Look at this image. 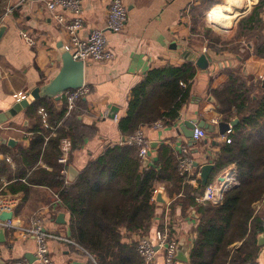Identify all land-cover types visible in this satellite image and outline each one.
Here are the masks:
<instances>
[{
  "label": "crops",
  "instance_id": "0c3cea01",
  "mask_svg": "<svg viewBox=\"0 0 264 264\" xmlns=\"http://www.w3.org/2000/svg\"><path fill=\"white\" fill-rule=\"evenodd\" d=\"M44 1L28 0L14 7L3 20L0 15L1 24L6 27L0 38V115L5 119L0 123V207L12 212V222L17 227H28L35 214L43 218L46 230L55 237L49 242L51 264H93L88 254L71 240L69 210L62 206L61 200L54 205L56 193L50 187L28 184L31 173L45 167L41 160L29 167L26 150L30 148L34 131L38 128L47 134L44 143L58 129L67 131L69 128L77 132L79 146L69 154L64 175L66 184L71 185L69 167L77 172L73 176L75 181L87 165L107 148L126 143L123 138L128 137L120 133L118 121L126 115L131 91L144 76L152 70L168 66L179 68L192 63L195 76L189 84L188 99L179 110L178 118L171 124L161 123V129L145 130L149 155L141 160L140 171L156 167L160 151L168 148L177 163L182 156L192 161L184 183L185 187H194L200 183L201 167L214 165L221 148L227 143L230 132L220 134L218 123L230 124L235 119L239 123L241 115L256 110L264 99V58L258 54L264 46V11L258 10L252 24L248 18L259 5L258 0H243L245 7L242 10L228 4V0H122L127 11L125 26L119 33H106L107 46L114 59L110 63H84L83 86L88 93L76 102L70 115L54 126L49 123L43 106L48 104L55 111H60L63 98L59 101L45 98L35 102L29 97L34 88L42 87L57 75L61 68L58 47L64 48L67 41L64 28L54 19L57 15L46 10ZM110 1H82L84 30L105 29ZM56 13L68 15L60 10ZM219 13L223 16L236 13L237 16L229 21H218L216 15ZM211 22L221 29L215 30ZM22 33L32 40V46L26 44ZM214 33L220 35L219 40L224 42L219 44L222 45L219 49L214 48L215 44L207 38ZM201 55L209 59L206 70L195 65ZM231 82L244 99V110L238 117L233 115L223 120L214 92ZM161 84H156L149 94L153 95ZM23 99L28 101V107L16 109ZM40 109L44 110L46 122L55 129L54 132L43 127ZM230 110L234 108L230 106ZM193 120L204 121L212 131L203 129L205 137L192 143L184 137L181 127L184 122ZM260 122L259 127L248 128L243 135L258 136L264 130V119ZM193 163L198 166L194 167ZM216 182L222 189L226 187L225 192L235 186V166L216 172L207 186ZM20 187L28 189L19 191ZM205 188L196 196L198 204H202L197 198L203 195ZM191 195L184 189L174 191L171 182L157 183L151 199L154 211L148 230L134 233L121 227V243L135 246L140 236L151 237L156 230L165 229L171 239L181 245L187 258L184 263L175 257L173 264H188L199 218L196 207L187 202ZM221 199L210 204L217 205ZM252 207L254 215L263 219L264 198ZM61 213L64 215L63 224L57 220ZM253 235L240 257L254 253L253 260L244 264H264V233L261 229ZM5 236V243L0 245V264H15L17 261L29 264L26 256L34 257V241L18 238L15 229L6 230ZM241 244V241L235 242L231 249L236 250ZM154 264H164V251L157 253Z\"/></svg>",
  "mask_w": 264,
  "mask_h": 264
},
{
  "label": "trees",
  "instance_id": "16d2710c",
  "mask_svg": "<svg viewBox=\"0 0 264 264\" xmlns=\"http://www.w3.org/2000/svg\"><path fill=\"white\" fill-rule=\"evenodd\" d=\"M5 1L0 0V15ZM258 10L264 11V0L252 10L248 18L252 24ZM258 54L264 58V46L258 50ZM194 76L192 63L147 73L131 91L126 115L118 121L120 133L130 137L139 129L156 122H174L188 99L189 84ZM160 82L161 86L150 95V91ZM214 96L222 110L220 115L223 120L233 115L238 117L244 110V99L233 82L215 91ZM230 106L234 110L231 111ZM43 109L49 116V123L54 126L65 117L64 106L60 111H55L44 104ZM262 119L264 99L256 110L241 115L238 125L228 134L227 143L214 162L213 176L234 165L236 185L224 193L217 205L196 202V196L206 186L198 183L194 187H185V177L179 174L176 157L168 148L160 151L156 167L140 171L142 161L134 146L127 143L112 146L91 161L71 185H67L64 175L60 173L63 166L58 163L60 142L68 138L71 151L79 146L77 132L69 128L67 131L56 130L47 143H44L47 134L38 128L34 131L30 148L26 150L29 167L39 160L45 167L35 169L28 177V184L50 187L60 198L62 206L69 207L71 240L96 264H141L135 246L121 243L120 229L146 232L153 217L151 199L155 185L168 182L173 184L174 191L184 189V192L192 194L187 202L195 206L199 214L188 264L249 263L254 253H246L243 258L240 255L250 236L260 231L262 226L263 219L254 215L252 206L264 198V130L255 137L243 134L248 128L259 127ZM27 189L18 188L19 191ZM238 241L242 242L241 246L232 250V244Z\"/></svg>",
  "mask_w": 264,
  "mask_h": 264
},
{
  "label": "built area",
  "instance_id": "2783aa9c",
  "mask_svg": "<svg viewBox=\"0 0 264 264\" xmlns=\"http://www.w3.org/2000/svg\"><path fill=\"white\" fill-rule=\"evenodd\" d=\"M7 1V3H6ZM3 7L1 19L3 20L6 16L10 15L17 5L28 1V0H6ZM83 0H45V8L48 12L55 14L56 22L61 25L67 35L66 46L64 47L76 61H82L84 63H110L114 59L113 52L107 46L106 33H119L123 30L127 19V11L123 5L122 0H111L109 3V10L107 14V21L105 29H92L84 30V23L81 16V3ZM57 10L67 12L68 15H58ZM0 19V23H1ZM22 38L32 46V40L25 34H21ZM87 89L82 86L77 90H71L63 93L65 117L70 115L75 109V104L81 98L87 95ZM41 114L42 125L44 128L54 132V128L49 126L46 122V114L43 109L39 110ZM146 129H161V122H156L149 127L139 129L133 136L128 137L126 143L134 146L137 150L138 157L143 160L149 155V141L145 136ZM205 131L203 129L195 128L192 135V140L199 141L205 137ZM60 158L58 163L63 167L60 171L62 175H65L66 164L68 156L71 152V143L68 139H63L60 142ZM184 154L185 151H183ZM192 161L182 156L178 162V170L181 176H188L191 170ZM222 189L221 184L218 182L211 184L205 188L203 195L197 198L198 201L204 203H215L220 199V195L212 191L216 187ZM55 204L60 203V199L55 194ZM53 206V205H52ZM51 206V207H52ZM7 211L3 206L0 207V212ZM0 227L5 230L15 229L17 231L18 238L32 239L35 244V261L38 264H51L50 239L55 238L51 236L45 228L43 218L39 214H35L30 221V225L26 228L17 227L11 221L0 222ZM261 229L264 233V218L262 220ZM177 243L169 236L167 230H156L151 237L140 236L135 241V249L141 260V264H154L156 255L159 251H164V264H173L175 260ZM86 253V252H85ZM87 254V253H86ZM93 264H96L92 257ZM18 261L15 264H27V262Z\"/></svg>",
  "mask_w": 264,
  "mask_h": 264
},
{
  "label": "water",
  "instance_id": "95a60500",
  "mask_svg": "<svg viewBox=\"0 0 264 264\" xmlns=\"http://www.w3.org/2000/svg\"><path fill=\"white\" fill-rule=\"evenodd\" d=\"M261 0H258L260 2ZM6 27L0 23V38L2 37L3 33L5 32ZM60 49V58H61V68L57 75L50 80L47 84L43 85L42 87H36L34 88L30 94L29 97L37 102L41 101L42 99L45 98H52L55 101H59L61 99V95L67 91L71 90H77L81 88L84 84V62L82 61H76L74 60L70 53L63 47H58ZM196 67L200 70H206L209 66V59L205 55H201L196 59L195 63ZM29 103L26 99H23L16 105V109L19 108H26L28 107ZM6 118V117H5ZM5 121L4 117L0 115V123ZM238 123V119H235L233 122L230 124L224 123V122H219L217 127L218 131L220 134L224 135L228 131L231 132L232 128ZM195 128L198 129H205L207 131H212V127L210 125L206 124L204 121H186L183 123V127H181V130L183 132V135L186 139L189 140V142H194L192 140V135L193 131ZM127 138H123V142H126ZM11 141H9L10 143ZM144 163H147V160L144 161ZM193 166L196 167L198 166L197 163H193ZM213 165L212 164H206L201 167L200 170V183L201 186L205 187L208 185V182L213 176ZM77 172L69 167L68 169V174L70 175V183L74 181L73 176ZM73 178V179H72ZM226 190V187L221 189L220 192V199L222 198L224 192ZM69 208V207H68ZM63 214H59L57 217L58 223H64L63 220ZM13 218V214L11 211H2L0 212V222H6V221H11ZM6 231L4 228H0V245L5 243L6 241V236H5ZM264 241V239H263ZM185 251L182 249L181 245L178 244L176 246V254L175 257L186 263L187 258L186 255L184 254ZM28 259V263L32 264L35 262V258L33 256H26ZM71 264H81L77 262H71Z\"/></svg>",
  "mask_w": 264,
  "mask_h": 264
},
{
  "label": "bare ground",
  "instance_id": "6f19581e",
  "mask_svg": "<svg viewBox=\"0 0 264 264\" xmlns=\"http://www.w3.org/2000/svg\"><path fill=\"white\" fill-rule=\"evenodd\" d=\"M249 1H251V0H248V2ZM247 3V2H246ZM228 4H230V5H232L233 7L234 6H236V7H238V9L240 10L241 8H243L244 9V7H245V5H244V3H243V0H228ZM241 4V5H240ZM248 4V3H247ZM229 5V6H230ZM238 5H240V6H238ZM240 7V8H239ZM248 7V6H247ZM242 10V9H241ZM226 11V10H225ZM234 11V10H233ZM244 11V10H243ZM228 12H229V10H228ZM241 12V11H240ZM245 13V12H244ZM235 15H236V13L235 14H233V13H231L230 15H228V16H223V15H219V14H217L216 15V18L217 19H219V20H221V19H225V20H227V21H229L230 19H232V18H234L235 17ZM241 15V14H240ZM237 16V15H236ZM239 16V15H238ZM224 20V21H225ZM234 20V19H233ZM212 191H214V193H216L217 195L219 194L220 195V192H221V189H220V187H216L215 189H213Z\"/></svg>",
  "mask_w": 264,
  "mask_h": 264
},
{
  "label": "rangeland",
  "instance_id": "374dc122",
  "mask_svg": "<svg viewBox=\"0 0 264 264\" xmlns=\"http://www.w3.org/2000/svg\"><path fill=\"white\" fill-rule=\"evenodd\" d=\"M256 3V2H255ZM254 4V3H253ZM2 14V13H1ZM219 15H222V14H220L219 13ZM217 19V18H216ZM218 21H221V20H219V19H217ZM212 23V22H211ZM212 25H213V27L215 28V30H218V29H221V28H218V27H215V25H214V23H212ZM222 30H223V28H222ZM217 32V31H216ZM218 33V32H217ZM215 35V36H214ZM214 35H209L207 38H209V40L213 43V44H215V46H214V48H216V49H219V48H221V46L219 45V44H223L219 39V37H221L220 35H217L216 33H214ZM234 36V35H233ZM235 37H236V35H235ZM235 37H231V39H235ZM61 99H62V97H61ZM63 105H64V103H63ZM76 105V104H75ZM31 221V220H30ZM0 228H2V227H0ZM24 228H26V227H24ZM5 230V229H4ZM6 231V230H5ZM49 248H50V246H49ZM35 257V256H34ZM18 262V261H17ZM16 262V263H17ZM22 262H25V261H22ZM21 262V263H22ZM38 264V263H37Z\"/></svg>",
  "mask_w": 264,
  "mask_h": 264
}]
</instances>
